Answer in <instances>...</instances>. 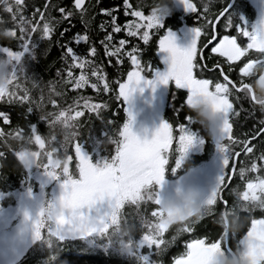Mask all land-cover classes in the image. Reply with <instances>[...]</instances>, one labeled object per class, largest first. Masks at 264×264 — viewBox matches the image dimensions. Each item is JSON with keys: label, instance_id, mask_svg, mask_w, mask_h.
Instances as JSON below:
<instances>
[{"label": "snow or ice", "instance_id": "1", "mask_svg": "<svg viewBox=\"0 0 264 264\" xmlns=\"http://www.w3.org/2000/svg\"><path fill=\"white\" fill-rule=\"evenodd\" d=\"M182 3L198 24V27L192 29L190 44L183 48L175 43L171 31H162L161 20L168 7L161 6L159 0H122L125 16L131 17L123 24L116 23L117 17L113 14L115 9L99 8L100 13L110 17V21L102 20L98 26L101 30L111 29L99 41L103 45L104 56L109 61L111 57H116L115 66L118 71L125 58L130 62L126 77L117 76L113 81L106 79L103 64L96 59L98 49L90 42L87 34L69 35L64 43L57 40L63 50L61 66L53 80L39 84L28 78L22 69L16 70L13 67L8 70L6 66L12 60L18 61L21 52L9 46H0V51L7 54L6 58H0V101L6 98L34 105L48 124V133L44 136L25 134L20 127L12 124L5 111L0 110V124L3 125L0 127V139H26L33 148H38L45 141L56 143L60 147L71 141L67 143L64 179L60 182L61 198L70 199L77 208L87 207L89 213L98 202L104 200H107L109 209H115L125 202L123 194L133 183L139 187L154 182L158 190L171 156L175 155L172 168L175 171L187 149L197 141L195 133L184 123L193 119L191 115H184L183 122L177 121L174 124L161 120L150 138L142 137L132 130L129 105L133 92L138 88L143 90L141 82L144 87L155 88L157 83L167 84L171 79L177 87L187 89L184 104L188 109L193 103L203 102L211 108L213 114L219 115L220 123L213 136L216 138L217 148L223 154L222 172L203 202L209 207V211L201 217L187 220L180 216L183 223L176 230L191 234L202 217L211 214L216 222L217 213L226 216L234 209L241 216L248 217L240 248L246 250L250 264H264V127L260 126L264 125V107H261L264 99L257 98L252 87L253 81L264 83V19L258 28L249 29L241 24L233 25L228 18L227 9L214 10L212 0H182ZM98 4L99 0H96V5ZM96 5L91 0H68V3H64V0H43V7L34 8L32 13L25 16V0H0V8L8 13L6 22L0 18V24L3 25L0 39L11 41L16 38L28 46L33 33L49 38L59 31V36L65 37L72 17L77 14L87 30L91 17L86 20L85 15ZM53 8L55 15L51 11ZM61 21H66L69 27H59ZM229 30L230 34H221ZM119 32L127 33L130 38H138L144 45L149 44L150 37L159 35L155 43L157 50L167 52L162 57L166 62V69L157 70L142 60L143 49L139 44H130L128 39H120L118 44H112L113 34ZM86 41L89 43L84 54H79L80 49L72 46L73 42L79 44ZM205 52L207 56L204 55ZM149 73L150 77L147 75ZM89 88L95 90V96L81 94ZM36 89H39L38 98L35 97ZM102 94L107 95L108 99H104ZM112 100L122 101L127 119L116 125L122 129V147L112 160L104 161L101 166L100 161H90L78 140L74 139L77 133L69 130L79 127L78 121L86 114L104 112ZM245 103L250 105L251 110L244 107ZM257 109L260 119L248 132L241 133L239 126L235 124L236 117L241 111L253 115ZM58 122L65 129L62 137L59 132L52 131ZM5 148L14 149L18 160L25 167L38 158L36 151L21 150L7 144ZM43 155L45 163L40 166L49 176L58 177L55 165L59 161H55V164L50 161L51 152ZM3 156L4 150L0 151V157ZM73 172L77 174V178L72 177ZM229 196L232 197L231 200ZM149 200L152 207L147 210V214L151 222L144 225L143 220H140L145 229L143 241L155 246L166 245L165 234L173 228L159 220V195ZM128 202L135 207V198ZM217 204L220 205L218 210L215 207ZM221 209H229V213H223ZM177 212L178 209H169L168 216L173 218ZM24 215L27 217V212ZM94 221L96 220L90 214L86 218L81 214L65 224H58L54 232L59 234L62 228H69L81 236L96 231L104 233L105 229L101 225L108 222V213L99 219V225ZM32 226L34 238L39 239L37 222L33 221ZM227 231L225 227L211 239L206 236L189 238L186 250L175 256L171 264H213L211 253L221 248ZM59 238L64 239L63 235Z\"/></svg>", "mask_w": 264, "mask_h": 264}, {"label": "trees", "instance_id": "2", "mask_svg": "<svg viewBox=\"0 0 264 264\" xmlns=\"http://www.w3.org/2000/svg\"><path fill=\"white\" fill-rule=\"evenodd\" d=\"M130 2H135V0H130ZM229 2L230 0H212V7L214 10L225 8ZM64 3H68V0H64ZM91 3L96 5V0H91ZM176 3L182 7L177 6ZM165 5L168 7V13L163 17L161 22L163 25L162 31L169 30L177 36H181L183 29L198 27L196 18L190 11H186L183 4H180L178 0H165ZM37 7H43V0H25L23 14L28 16ZM100 7L115 9L113 14L117 17V24H123L126 19H131V17L125 16L122 0H99V4L95 8L90 9L85 15L86 20L91 17L87 30L81 24L80 17L77 14L72 17L70 27L66 21H61L59 27H69V31L66 32L65 37H60L59 31L49 38H45L39 33H33L28 46H25L21 40L16 38H13L11 41L0 39V46H9L10 48H14V50L20 51L21 58L16 70L22 69L28 78L35 80L39 84L40 82L53 80L57 75V69L61 66L60 58L63 50L61 45L57 43V40L60 39L61 43H64L69 35L74 36L77 33L81 35L87 34L90 37V42L98 49L96 59L98 63L103 64L106 79L113 81L117 76L124 78L130 68V62L125 58L121 62L119 66L120 70L118 71L115 66L116 57H111V61H109V58L104 56L103 45L99 44V41L111 31L110 28L103 30L98 28L102 20L110 21L109 16L99 12ZM237 7L238 4L235 3L227 11L228 18H231L232 13L236 14ZM51 11L53 15L56 14L54 8ZM93 12H95L94 16L92 15ZM0 18H3L5 22L8 20V13L2 8H0ZM2 34L3 25L0 24V35ZM113 36L112 44H118L120 39H128L130 44H139L143 49L141 59L150 63L157 70L164 69L161 50H157L158 46L155 43L159 39V35H154V38L150 37L148 45H144L138 38L128 37L127 33L124 32L114 33ZM88 43L87 41L80 42L79 44L73 42L72 46L80 49L79 54H84ZM147 75L150 77L151 73ZM34 91L36 92L35 97L38 98L39 89ZM81 94L88 96L96 95L95 90L90 88ZM186 96L187 89L177 87L170 80L163 109V119L165 121L174 124L177 121L183 122L184 115H194L184 104ZM103 98L108 99V96L103 95ZM0 103H2L0 104V110L5 111L11 119L12 124L20 127L25 134L44 136L48 133L47 120L41 117L40 110L34 105H29L27 102L17 103L9 101L6 98L0 101ZM244 107L251 110L250 105L247 103L244 104ZM243 113V117L241 111L235 119V124L239 126L241 133L248 132L260 119L258 110L253 115H249L244 111ZM125 119H127V113L123 111L122 101L116 102L112 100L109 108L105 109L104 112L86 114L78 121L79 127L70 129L69 131L77 133L74 139L78 140L82 151L88 155L90 161L93 163L100 161L102 166L104 161L112 160L117 150L122 146L120 143L122 129L117 128L116 125L122 123ZM184 123L188 128L190 127L201 134L204 139L203 148L201 152L189 154L185 160L181 161L180 166L175 171L172 170L175 163V155L171 156L168 164L165 166L164 174L167 179L173 181L202 166L215 153L214 142L212 140L205 141L207 132L198 129L201 125L200 122H198L197 127L194 125V119L184 121ZM2 126L0 124V127ZM260 126L263 127L264 125ZM57 129H63V131L59 132L62 137L65 129L61 126V122H58L52 131L57 132ZM70 142L68 141L64 147H60L56 143L45 141L38 148H33L26 139H0V151L4 150V156L0 157V191L5 192L3 195L8 192L12 195L14 192L22 191L27 185L34 191L38 189L43 190V211L41 215L43 222L40 228V238L29 245L26 252L14 264H157V262L158 264H171V260L175 256L183 254L186 250V243L189 238L206 236L211 239L221 231V226L214 221L213 215L210 214L202 217L197 222L193 233L187 234L173 228L165 234L167 239L166 245H151L143 241L145 229L140 224L141 218L136 216V204L134 207L131 203L125 201L119 208L117 222L110 224L104 233L94 238L98 242L97 246L88 243L90 236H63L64 239L60 240L59 234L48 230L45 226L47 217H45L44 210L46 207L53 205L55 194L60 189V182L64 179V168L66 167L68 156L67 143ZM6 144L9 147L15 146L21 150L37 151L38 158L35 165L32 168H26L18 160L14 149L5 148ZM58 148L59 150H57ZM48 152L52 153L50 157L52 163L55 164V161H59V164L55 165V171L59 174L58 177L49 176L45 169L40 166L45 163L43 153ZM241 159L243 158L241 157ZM239 166L238 162L237 167ZM40 177L49 179L46 184L42 185V188H40ZM72 177L77 178V174L73 172ZM154 190H157V187ZM231 199L232 197L229 196V200ZM137 201H139V210L147 212L152 207L147 197ZM215 207L218 210L220 205L217 204ZM122 218L132 221L135 228L129 236L122 237L119 240H112L110 238L112 228L114 225H118ZM245 228L246 223L239 231H228L229 245L233 250L238 249ZM128 240L131 241V244H127L126 246L125 243ZM121 242L125 244V249H120ZM103 243H109L110 245L106 247L102 245ZM221 248L226 249L225 239Z\"/></svg>", "mask_w": 264, "mask_h": 264}, {"label": "rangeland", "instance_id": "3", "mask_svg": "<svg viewBox=\"0 0 264 264\" xmlns=\"http://www.w3.org/2000/svg\"><path fill=\"white\" fill-rule=\"evenodd\" d=\"M178 1L180 4H183L182 0ZM260 3H264L263 0L260 1ZM176 5L182 7L177 3ZM172 33L174 34L175 43L179 47H187L190 44L193 35L190 28L183 29L181 36H177L174 32ZM166 55L167 52L161 50V57ZM6 57L7 54L0 51V58ZM20 58L18 61L12 60V62L6 66L8 70H11L13 67L16 69ZM163 63L164 69L160 71L165 70L167 67L164 60ZM170 80L171 79H169L167 84L157 83L155 88L144 87L143 82H141L143 90L141 91L138 88L133 92L129 105L132 113L131 127L138 135L150 138L153 130L159 125L161 120H164L163 109L167 98L168 84ZM188 129L195 133L197 141L187 149L182 161L191 153L201 152L203 148V143H200V140H203L201 134L190 127ZM222 158L223 154L216 146L215 153L209 161L179 177L177 180H169L163 173V179L159 186L160 196L163 199H171L178 190L183 192L191 189L197 193L198 201L203 203L208 194L215 187L217 177L222 172ZM34 165L35 162L26 168H32ZM48 181V178L40 177V188H42V185L46 184ZM155 188L156 185L154 182L151 184H142V186L139 187L133 183V186L127 189L123 195L125 201H130L132 198H135V201H137L142 197L145 190L153 192ZM4 193L5 192L0 191V264H14L26 252L29 245L36 240L32 233V222H37V228L39 231L42 226L43 221L41 215L43 211V190L38 189L37 191H34L29 185H27L22 191L17 193L14 192L12 195H10L9 192L3 195ZM54 198L59 205L60 211L55 216L47 217L45 221V226L52 232H54L58 224H65L66 221L73 220L81 214H83L85 218L90 214V216L96 220L94 222L99 225V219L107 212L108 222L101 225L105 230H107L110 224L117 222L119 217V208L121 205L115 209H109L107 200L98 202L89 213L87 207L82 206L81 208H77L70 199H62L61 189L57 190ZM25 212L28 214L27 217L24 215ZM100 234L99 231H96L84 236H90L88 243L97 246L98 242L94 238ZM59 235L81 236L77 231L70 230L69 228H62ZM102 245L107 247L110 244L103 243ZM124 245L125 244L121 242L120 249H125L126 247ZM240 247L241 246L238 245V249Z\"/></svg>", "mask_w": 264, "mask_h": 264}, {"label": "clouds", "instance_id": "4", "mask_svg": "<svg viewBox=\"0 0 264 264\" xmlns=\"http://www.w3.org/2000/svg\"><path fill=\"white\" fill-rule=\"evenodd\" d=\"M161 6L165 5V0H159ZM252 87L255 91L257 98L264 99V83H256L253 81ZM190 110L194 113L193 119L199 121L209 133L213 135L216 131L217 126L220 123V118L218 114H213L210 107H207L203 102L193 103L190 106ZM264 107V105H261ZM57 132L63 131V129H57ZM159 195L161 209V216L159 220H163L171 228L178 229L181 227L183 221L179 218L183 216L185 220L191 217H201L206 212L209 211V207L204 203H201L197 199V193L189 189L186 191H177L171 199H163L160 196L159 190H154L153 192L144 191L141 200L147 197L148 199ZM136 204V216H139L143 220L144 225L151 222L150 216L147 212L139 210V201L134 202ZM169 209H178L175 217L170 218L168 216ZM45 217L55 216L60 211L58 203L53 199V205L45 208ZM223 213H229V209H221ZM247 216H241L239 211L232 210L230 214L226 216H221L219 213L216 214V223L221 226L223 230L225 227L228 231H239L241 227L244 226ZM141 224V223H140ZM135 225L130 220H124L123 218L112 228L110 233V238L112 240H119L122 237L129 236L134 230ZM127 244H131L128 240ZM211 258L213 264H250L249 257L246 255V250L244 248L234 249L228 251L223 248L215 249L211 253ZM158 264V262H157Z\"/></svg>", "mask_w": 264, "mask_h": 264}, {"label": "flooded vegetation", "instance_id": "5", "mask_svg": "<svg viewBox=\"0 0 264 264\" xmlns=\"http://www.w3.org/2000/svg\"><path fill=\"white\" fill-rule=\"evenodd\" d=\"M262 0H235L233 4H238L236 14L232 13L231 22L233 25L241 24L249 29L258 28L260 26V22L264 19V3H260ZM264 2V0H263ZM193 28H191L192 30ZM231 30L228 32H222L221 34H230ZM246 42V41H245ZM207 56V52L204 53ZM215 55V54H214ZM217 59H222L217 57ZM258 110V109H257ZM259 111V110H258ZM242 111V117H243ZM199 121L194 120V125L197 127ZM264 127V126H263ZM199 130L207 132V137L205 141H213L214 146L216 148L217 141L216 138L209 133V130L206 129L202 124L198 127ZM204 140V139H203ZM210 159H208L209 161Z\"/></svg>", "mask_w": 264, "mask_h": 264}, {"label": "water", "instance_id": "6", "mask_svg": "<svg viewBox=\"0 0 264 264\" xmlns=\"http://www.w3.org/2000/svg\"><path fill=\"white\" fill-rule=\"evenodd\" d=\"M235 0H230L229 4L225 7L227 9V11L232 7L233 3ZM230 171H232V169L230 168ZM225 247L228 251H232L233 249L230 247L229 245V241H228V231L226 232V237H225Z\"/></svg>", "mask_w": 264, "mask_h": 264}, {"label": "bare ground", "instance_id": "7", "mask_svg": "<svg viewBox=\"0 0 264 264\" xmlns=\"http://www.w3.org/2000/svg\"><path fill=\"white\" fill-rule=\"evenodd\" d=\"M235 2V1H234Z\"/></svg>", "mask_w": 264, "mask_h": 264}]
</instances>
